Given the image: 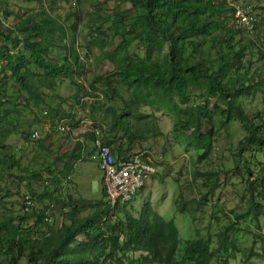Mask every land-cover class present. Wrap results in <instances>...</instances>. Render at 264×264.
<instances>
[{
    "label": "trees",
    "instance_id": "obj_1",
    "mask_svg": "<svg viewBox=\"0 0 264 264\" xmlns=\"http://www.w3.org/2000/svg\"><path fill=\"white\" fill-rule=\"evenodd\" d=\"M37 1L44 3V0H0V174L16 169L23 177L19 182L26 181L32 196L41 203H49L30 214L11 213L0 219V264H233L232 259L242 253L239 238L232 235L238 221L249 218L259 227L264 215V161L257 171L253 161L245 156L264 153V118L258 110L255 117V111H246L242 101L245 94H264V66L254 73L249 67L243 71L242 58L247 44L253 43L251 40L240 42L241 52H235L236 47L232 46L230 50L235 56L221 48L219 57L210 59L211 51L224 42L226 34H242L230 27L235 7L228 6L225 0H126L133 9L140 7V11L133 22H128L133 38L119 44L121 50H115V57L105 53L107 40L99 28L91 26L96 21L90 15L87 24L90 44L100 51L103 61L113 63V71L91 78L84 87L78 79L85 74V64L73 42L66 46L70 56L61 63L51 58L54 41L63 42L69 32L64 23L45 9L19 15L10 5ZM115 1L118 5L125 3V0ZM115 11L125 18L124 12ZM71 16L77 24L80 15L74 12ZM76 24L69 27L71 31ZM119 24V21L113 23L115 34ZM136 40L146 42L145 57L128 52ZM166 44L168 51L164 53ZM230 44L231 41L227 43L229 47ZM258 51L264 65V50ZM30 61L40 72L29 68ZM61 76L74 85L73 99L79 105H82L81 89L85 97L92 98L87 115L93 126L100 129L103 143L111 146V153L117 159L125 160L146 132L162 135L156 127V117L143 113V107L166 109L173 115L174 136L191 153L194 183L203 173L200 168L206 169L207 179L202 186L209 190L193 201L197 205L189 200L182 202L181 194L176 201L177 210L182 214L191 210L194 221L199 206L206 204V198L213 196L221 185V173L229 174V171L216 170L213 159L216 139L221 129L233 122L241 123L248 134L231 171L241 174L247 183L249 203L245 212L234 213V220L217 234L195 236L182 245L174 220H166L150 202L135 217L126 209V204L116 203L112 207L104 188L101 199L95 202L75 197L69 191L70 185L64 182L76 161L92 158L95 151L90 146L94 138L92 131L83 133L84 139L76 140L68 150L58 152L56 158L62 164L56 162L54 173L50 166L47 170L23 166L20 156L6 150L12 134H20L25 141L39 138L34 136L36 130L31 131L21 123L22 110L31 109L34 114L40 110L43 114L42 107L47 106L44 117H49L52 124L58 126L65 118L75 121L72 115L49 106L45 100L48 95L44 89L54 91ZM114 82L132 92L129 98L121 90L113 89ZM191 89L200 91V96L194 97L192 106H182L191 101ZM114 99L124 102L119 111L105 105L104 101ZM210 99L217 102L211 104ZM222 102L227 104L225 108ZM97 113L102 115L100 122L95 118ZM39 120L36 116V121ZM75 123L72 127L78 126L79 122ZM251 158L256 160V156ZM45 172L51 176V182L38 194L31 181H42ZM50 205L54 209L46 214ZM59 208L63 211L58 212ZM243 255L247 263L254 255L253 248Z\"/></svg>",
    "mask_w": 264,
    "mask_h": 264
},
{
    "label": "rangeland",
    "instance_id": "obj_2",
    "mask_svg": "<svg viewBox=\"0 0 264 264\" xmlns=\"http://www.w3.org/2000/svg\"><path fill=\"white\" fill-rule=\"evenodd\" d=\"M225 1L228 6L247 5V7H253V9L256 8V11L253 12L259 19L258 27L252 37L247 34H239L236 36L226 34L224 42L219 44L216 50L211 51L210 59L214 60L218 58V53L221 48L225 52L230 53L231 56H235V53L230 48L235 46V52H241L242 44L240 42L251 40L253 43L249 42L247 44L248 46L246 47L242 61L245 64L243 71H246V68L249 67L254 73L264 66L259 60L260 54L258 51L260 50L262 52L264 50V0ZM124 2L118 5L115 0H44V6L39 1L31 4L11 2L10 5L19 15H31L34 12H40L45 9L56 16L61 23H64L66 31L69 32L68 34L66 33L63 42L59 40L54 41L51 58L55 62L61 63L65 57L70 56L67 53L66 46L67 44L70 46L73 42L74 49L79 53L80 59L85 64V74L80 76L78 82H81L84 87H87L91 78L101 76V74L108 71H113V63L111 61H103L100 56V51L96 49L95 45L90 44L91 42L88 37L90 27L87 26L89 23L88 17L92 15L91 17L96 23L91 26L99 28L103 33V39L107 40L105 41L107 43L104 44L106 48L105 53L115 57V50L116 52L121 50L119 49V44L124 39L133 38L134 35L128 31V22H133V17L140 11V7L133 9L130 2L126 0ZM115 9H118L119 12H124L125 18L117 15ZM74 12L80 15L77 24L75 23V18L71 16V13ZM10 19V22L13 23L12 18ZM115 21L121 23L116 34L115 28L113 27ZM72 24H76L73 31L69 28L70 26L72 27ZM230 27L232 29L235 28L232 21L230 22ZM115 36L117 37L115 38ZM229 41H231L230 47L227 45ZM112 44L114 45L112 46ZM146 49V42L136 40L129 46L128 52L132 56L145 57ZM163 51L164 53L168 51L167 44ZM155 56L157 57L158 54L156 53ZM29 68L35 72H40V69L33 61H30ZM112 87L113 89L121 90L127 98L132 93L117 82H114ZM100 90H104V87H100ZM44 91L48 95V98L45 99L48 105L53 108H59L64 113L72 115L75 121L79 122L78 126L72 127L69 133L67 131L63 132V129L57 128L55 124H52L49 117H44V111L48 110L47 106L42 107L43 114L40 110L35 114L31 112V109L22 110L20 116L21 123L26 128H30L31 131L36 130L40 133V137L36 140L31 138V141H25L20 134H12L8 137L7 142L9 145L6 150L14 153L16 157L20 156L23 166H27L31 170H47V167L50 166L54 173L56 162L62 164L56 158L58 152H64L71 148L73 145L71 137L74 136V143L81 136V130L84 126L90 128L93 125L91 118L87 115L91 110L93 101L92 98L85 97L81 89L79 98L82 97L80 100L82 105L80 104V106L73 99L76 91L74 85L63 76L56 81L54 91L47 89H44ZM14 94L18 96V93L16 94L14 92ZM101 94L99 95V99H102ZM190 94L191 101L186 105L181 104L182 106H192L195 103L194 97H199L201 93L200 91L191 89ZM242 101L246 111H255L253 115L255 117L257 114L256 110H258L264 118V94H245ZM104 102L106 103L105 105L111 106L116 111L122 109L124 105L122 99H114L113 102ZM209 102L214 104L217 100L210 99ZM19 105H22V103L20 102ZM221 105L224 108L227 106L225 102H222ZM142 111L147 115H154L156 117V127L159 128V132L161 131L162 135H155L153 131L150 133L146 132L144 139L139 140L131 150L132 153L143 150L149 151L154 156L153 164L158 171L149 179L144 186V190L136 194L131 206L127 204L126 209L133 216H137L138 211L146 202L152 203L162 217L166 220H174L179 229L183 245L187 239L195 236H205L209 233L217 234V232L229 225L231 220H234V213L245 212V207L249 203L247 183L241 174H236L231 171L238 158L236 155L248 134L244 131L241 123L233 122L227 128L221 129L220 135L216 139V153L213 155L216 170H222L223 172L229 171V174L221 173V185L213 196L206 198V204L199 206L194 221L192 220L191 210H189L188 214H182L177 210L178 205L176 201L183 195L184 199L182 202L189 200L193 205H197L193 201H198L200 194H204L209 190L208 187L202 186V183L207 179V175H204L206 169L200 168V171L203 173L194 183L192 174L193 164L190 158L191 153L186 152L174 136L173 115L166 109L155 110L150 106L143 107ZM36 116L40 118L39 121H36ZM95 118L100 122L99 120L102 119V115L97 113ZM65 119L67 120V125L74 126L76 124L72 119ZM118 135L122 136V133ZM123 141H126V139L124 138ZM245 156L253 161V168H256L258 171L264 161V153H248ZM254 156H256V160L251 158ZM201 164L202 162L198 163V166H201ZM74 167V173H71V185L68 187L71 194L77 198H83L87 202H95L101 199V191L103 189V183L101 181L102 173L97 167L96 159L77 161ZM19 173L14 169L9 171L5 170L4 173L0 174V219L12 215L11 213L17 214L21 212L24 198L26 196L33 197L29 191V186L25 183L26 181L19 182L21 177ZM24 174H26L25 171ZM50 177L45 172L42 175V181L38 183L31 181L34 190L38 194L44 192L47 183L51 182ZM38 202L41 207L49 203L48 201L41 203L39 200ZM60 211H63V209L59 208L58 212ZM238 222L239 224L236 226L237 230L235 232L232 231V235L239 238L242 253H239L235 259H232L233 264H264V215L260 218L259 227L250 219ZM251 247L253 248L254 255L245 263L243 252H249ZM21 262L25 263V260H21Z\"/></svg>",
    "mask_w": 264,
    "mask_h": 264
},
{
    "label": "built area",
    "instance_id": "obj_3",
    "mask_svg": "<svg viewBox=\"0 0 264 264\" xmlns=\"http://www.w3.org/2000/svg\"><path fill=\"white\" fill-rule=\"evenodd\" d=\"M236 11L233 15L232 24L242 32L254 33V27L257 24V18L253 14V9L244 5H235ZM96 139L95 146L99 149L96 151L99 158V169L102 172L103 184L106 194L112 205L117 200L125 203L130 201L136 194L145 179L155 172V167L151 163L142 162L139 156H136L137 163L126 160L116 162L114 155L106 145H101L99 130H94ZM35 132L34 136L37 137ZM26 204H31L27 201Z\"/></svg>",
    "mask_w": 264,
    "mask_h": 264
},
{
    "label": "clouds",
    "instance_id": "obj_4",
    "mask_svg": "<svg viewBox=\"0 0 264 264\" xmlns=\"http://www.w3.org/2000/svg\"><path fill=\"white\" fill-rule=\"evenodd\" d=\"M244 6H247V5H244ZM252 9H253V7H252ZM258 20H257V24H256V26L254 27V33H247V32H242V34H247L248 36H250V37H252V36H254V34H255V30H256V28L258 27L257 25H258ZM252 39H254V38H252ZM57 128L59 127L60 129H63L64 131L63 132H66V131H68L67 133H69V132H71V130H72V126H70V125H67V120H66V125H65V120H62L61 121V123H60V125H58V126H56ZM94 130H99V139L101 140V145H106L105 143H103V139L101 138V133H100V129H98L96 126H91L90 128H88V127H85L84 126V128L81 130V132H82V134H81V136L79 137V138H77L76 140H83L84 139V136H83V133H85V132H87V131H92L93 133H94ZM38 133V132H37ZM37 137H40V133H38V135H37ZM72 138V143H73V141H74V136H72L71 137ZM95 139H96V136H95V133H94V138H93V141H92V143H90V144H92V146L91 147H94V149H95V151L93 152V154H92V158H94V159H96V161H97V167L99 168V158H98V156H97V153H96V151L99 149L97 146H95V144H94V141H95ZM75 140V141H76ZM106 146H108V145H106ZM109 148H110V150H111V146H108ZM114 155V154H113ZM136 156H139V158H140V160L142 161V162H146V163H151L154 167H155V172L153 173V174H151L149 177H147L146 179H145V181H144V183H143V185L139 188V189H137L136 190V194L140 191V189H142V188H144V186L147 184V182L149 181V179H151L152 178V176H154L158 171H157V168H156V166L153 164V160H154V156L149 152V151H147V150H143V151H139V152H134V153H132V152H129V154L127 155V158L125 159L126 161H130V162H133V163H137L138 161L135 159L136 158ZM91 158V159H92ZM114 158H115V160H116V162L117 161H119V160H122V159H117L116 157H115V155H114ZM80 160H82V161H85V159H80ZM80 160H78V161H80ZM88 160H90V159H88ZM77 162V161H76ZM76 164V163H75ZM75 166V165H74ZM74 170H75V167H73V169L71 170V172H70V174H69V176L67 177V181H65L64 183H65V185H71V173L73 172L74 173ZM100 170V169H99ZM101 171V170H100ZM102 173V172H101ZM101 181H102V183H103V179H102V177H101ZM49 183H47V185H48ZM103 188L105 189V186H104V184H103ZM105 193H106V189H105ZM136 194H135V196H136ZM107 195V194H106ZM135 196L132 198V199H134L135 198ZM107 198H108V196H107ZM109 199V198H108ZM131 199V200H132ZM130 200V201H131ZM27 201H30V205L29 204H26V202ZM109 201H110V199H109ZM130 201H127V202H125V203H122L121 201H119V200H117L116 201V203H119V204H121V205H124V204H129V202ZM110 203H111V201H110ZM115 203V204H116ZM115 204H113L112 205V203H111V206L113 207ZM40 208H42L41 206H39V202H38V198L37 197H35V196H33V197H29V196H26L25 198H24V201H23V205H22V209H21V214H30V213H32L34 210H39ZM53 209H54V205H50L49 206V209L46 211V214H50V213H52V211H53ZM249 219V218H248ZM251 220V219H250ZM252 221V220H251ZM254 223V222H253Z\"/></svg>",
    "mask_w": 264,
    "mask_h": 264
}]
</instances>
